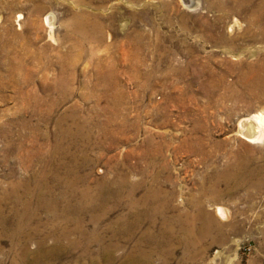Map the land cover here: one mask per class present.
<instances>
[{
  "label": "rangeland",
  "instance_id": "1",
  "mask_svg": "<svg viewBox=\"0 0 264 264\" xmlns=\"http://www.w3.org/2000/svg\"><path fill=\"white\" fill-rule=\"evenodd\" d=\"M179 1L0 0V264H264V0Z\"/></svg>",
  "mask_w": 264,
  "mask_h": 264
},
{
  "label": "bare ground",
  "instance_id": "2",
  "mask_svg": "<svg viewBox=\"0 0 264 264\" xmlns=\"http://www.w3.org/2000/svg\"><path fill=\"white\" fill-rule=\"evenodd\" d=\"M179 2H181L182 5L183 4L184 5H193L195 3L194 0H180ZM210 2H211V4H214L218 9H220L222 11L227 9V8H231L233 10H236L238 8L239 9L245 8L246 14L244 16V23L247 24V23L253 22L255 26H258V20L260 17L259 12L261 11V9L259 10V5L257 4L260 2L259 0L257 2H255L254 4L247 5V6H245L244 4H241L240 2H235V3L231 2L230 3V1H229L227 6L224 4H221V3H215L216 1L214 2L213 0H209L208 3H210ZM45 16H46V14H43L42 18ZM199 21H201L203 26L210 27L211 19H209V20L199 19ZM228 21L229 22H226L227 24L228 23L236 24L237 20L234 19L233 16H230ZM256 29L259 30L258 27H256ZM257 30H256V32H257ZM258 35H259V33H257V36ZM221 36H223L221 39L226 38L222 34H221ZM221 50H224V52L226 51L233 56L239 53L237 49H234L232 47L229 48V46L228 47L224 46L221 48ZM258 67H259V65H258ZM260 127L264 129V116L258 110H252L250 113L241 114L235 119L234 131L237 135H239L245 139H250L256 135V133L258 132Z\"/></svg>",
  "mask_w": 264,
  "mask_h": 264
}]
</instances>
